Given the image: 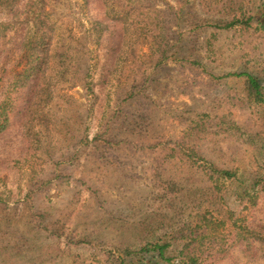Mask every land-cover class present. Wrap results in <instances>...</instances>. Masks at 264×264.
<instances>
[{"label":"rangeland","instance_id":"1","mask_svg":"<svg viewBox=\"0 0 264 264\" xmlns=\"http://www.w3.org/2000/svg\"><path fill=\"white\" fill-rule=\"evenodd\" d=\"M258 2L0 0V107L14 103L0 134V264H118L179 213L166 208L179 176L201 186L192 153L255 162L249 133L264 146V123L245 79L212 76L264 82V30L211 24ZM29 52L37 74L12 92ZM248 223L264 234V192ZM212 264H264V242Z\"/></svg>","mask_w":264,"mask_h":264},{"label":"trees","instance_id":"2","mask_svg":"<svg viewBox=\"0 0 264 264\" xmlns=\"http://www.w3.org/2000/svg\"><path fill=\"white\" fill-rule=\"evenodd\" d=\"M211 25L219 30H264V0H259L256 6L235 16L232 21ZM27 56L25 68L14 78L12 92L25 86L37 74L38 65L35 63L41 59L30 52ZM190 64L204 68L199 62ZM228 77L245 79L248 99L256 106L264 123V82L248 72L219 78L212 76L214 79ZM9 102H3L0 107V134L8 127L6 110L14 105L10 103L8 106ZM257 136L255 131L249 133L248 140L259 152L255 162H244L233 168H220L215 162L192 153L189 158L195 161L201 172V186L192 183L188 174L179 176L173 185L180 190L168 199L169 205L166 206L167 210H174L173 216L175 210L179 213L172 219H168L171 213L163 218L166 229L154 239L146 240L137 249L120 250L118 264H152L154 260L163 264H212L238 245L249 247L253 242H264V234L252 229L248 223L249 213L256 208L259 196L264 192V162L258 161V158L264 161V146H260ZM206 238L209 242L204 245L202 241Z\"/></svg>","mask_w":264,"mask_h":264}]
</instances>
